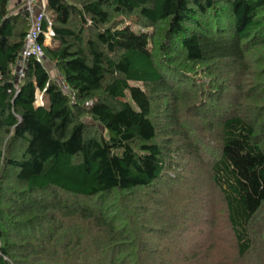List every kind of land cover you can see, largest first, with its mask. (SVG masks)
I'll use <instances>...</instances> for the list:
<instances>
[{
  "label": "trees",
  "instance_id": "obj_1",
  "mask_svg": "<svg viewBox=\"0 0 264 264\" xmlns=\"http://www.w3.org/2000/svg\"><path fill=\"white\" fill-rule=\"evenodd\" d=\"M11 2L0 0V264H198L202 248L184 260L157 243L179 226L153 215L172 201L158 185L178 182L176 161H203L207 144L238 264H264V86H245L264 0H48L52 70L31 58L19 88L29 21ZM132 12L154 31L126 24Z\"/></svg>",
  "mask_w": 264,
  "mask_h": 264
},
{
  "label": "rangeland",
  "instance_id": "obj_2",
  "mask_svg": "<svg viewBox=\"0 0 264 264\" xmlns=\"http://www.w3.org/2000/svg\"><path fill=\"white\" fill-rule=\"evenodd\" d=\"M20 1L21 0H12L11 6L19 5ZM16 9L17 8H14L13 10ZM123 19L126 24L132 26L136 31H154L151 27L145 28L141 25L136 12L123 15ZM252 53L253 55L249 58L253 66L254 75L245 80V86L252 83L262 87L264 86V66H262L264 62L260 61V58L264 54V49L255 47ZM46 66L52 70V65L49 60L46 61ZM191 73L194 78L193 80H195L198 86L203 88L204 92L207 93L208 85H206L205 82L209 77L203 76L200 70H193ZM260 82L263 83L259 85L258 83ZM137 84L143 87V84ZM192 88L193 85H189L187 91H193ZM234 88H231V92L237 95V89ZM194 98L195 97H193V99ZM243 106L249 112L246 103H244ZM205 111L203 112L207 114V118H205L204 125L206 122H208V124L209 122L214 123L215 117L211 115V112ZM180 114L182 122L184 121L187 124H191L187 111H182ZM209 129L210 128H208V130ZM206 133L208 134V139H210V132ZM207 145L201 147V155L205 165H203V161H197L196 157L183 160H177L175 158V160H177L175 170L170 172L174 176H177L178 182L172 183L168 188H164V186L167 185L165 183H168L167 181L162 183V185H158V187L160 186L161 188L160 190L162 191L161 194L163 197H167V194L169 195L168 192L172 194V201L167 208V212L164 210L162 213H154L153 218L155 220L161 219L168 221V223L164 225L167 229L172 224L177 225L179 226V231L169 236L170 241H161L157 243L161 247H167L172 252L171 255L181 253L178 259L184 256V260H186V255L191 256L190 254L194 251L202 248L200 253L197 252L201 254V259L199 257L198 264H221L223 262L225 264H238V251L236 249L234 237L226 222L223 200L219 194V190L212 185L206 174V170L209 169L210 162L214 159L215 154L214 148ZM214 145L216 146L217 143H214ZM258 225H260L259 228L264 231V221H262V224L258 223ZM174 235H176V237ZM158 238L159 237H155V239ZM244 262L245 264H251L253 261L246 259Z\"/></svg>",
  "mask_w": 264,
  "mask_h": 264
},
{
  "label": "built area",
  "instance_id": "obj_3",
  "mask_svg": "<svg viewBox=\"0 0 264 264\" xmlns=\"http://www.w3.org/2000/svg\"><path fill=\"white\" fill-rule=\"evenodd\" d=\"M20 6L16 12L24 11L27 14L29 28L23 48L12 65L16 88H19V83L24 77L31 58L46 64L45 48L53 44L56 35L53 20L48 10V0H21ZM52 77L59 80V84L65 92H71L60 73L53 72ZM35 103L37 106L45 105L44 91L38 90L36 92Z\"/></svg>",
  "mask_w": 264,
  "mask_h": 264
},
{
  "label": "crops",
  "instance_id": "obj_4",
  "mask_svg": "<svg viewBox=\"0 0 264 264\" xmlns=\"http://www.w3.org/2000/svg\"><path fill=\"white\" fill-rule=\"evenodd\" d=\"M20 3H21V1L19 2V5H20ZM10 5H11V4H10ZM19 5H17V6L12 5L11 7H12V8H18V7H20Z\"/></svg>",
  "mask_w": 264,
  "mask_h": 264
}]
</instances>
